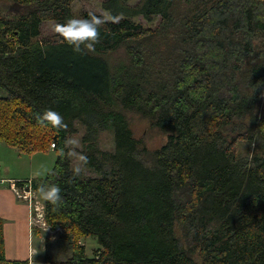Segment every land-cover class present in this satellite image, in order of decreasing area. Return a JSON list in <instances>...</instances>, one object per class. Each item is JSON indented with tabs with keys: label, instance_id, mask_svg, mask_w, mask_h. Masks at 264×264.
I'll return each instance as SVG.
<instances>
[{
	"label": "trees",
	"instance_id": "trees-1",
	"mask_svg": "<svg viewBox=\"0 0 264 264\" xmlns=\"http://www.w3.org/2000/svg\"><path fill=\"white\" fill-rule=\"evenodd\" d=\"M0 1V143L56 154L34 189L60 187V206L41 200L71 255L49 264H264V0H106L111 18L80 53L41 39L77 0ZM45 109L66 127L39 124ZM129 116L165 144L148 151ZM76 125L88 161L79 175ZM86 237L99 246L92 257ZM0 264H29L5 260L1 221Z\"/></svg>",
	"mask_w": 264,
	"mask_h": 264
},
{
	"label": "crops",
	"instance_id": "crops-1",
	"mask_svg": "<svg viewBox=\"0 0 264 264\" xmlns=\"http://www.w3.org/2000/svg\"><path fill=\"white\" fill-rule=\"evenodd\" d=\"M48 155L49 153H38L25 158L24 155L0 143V181H4L0 184V221L3 223L4 257L7 262L28 261L29 264H49L48 260L55 262L46 256L43 257L47 248L42 234L38 228L31 226L27 206L15 199L9 187L11 181L32 180L37 185L55 165L56 158L51 163ZM44 159L50 160L48 165ZM41 172H44L43 175ZM50 245L47 244V247Z\"/></svg>",
	"mask_w": 264,
	"mask_h": 264
},
{
	"label": "rangeland",
	"instance_id": "rangeland-1",
	"mask_svg": "<svg viewBox=\"0 0 264 264\" xmlns=\"http://www.w3.org/2000/svg\"><path fill=\"white\" fill-rule=\"evenodd\" d=\"M106 0H77L72 6V18H82V16L86 13L93 14L95 16H108V14L103 11L102 3ZM137 3V0L129 2L130 6H133ZM1 5V1H0ZM14 8L11 9L9 15H12L16 12ZM136 23H140L144 28L153 29L154 26H157V19H155L152 23H147L145 20L141 18H137L134 20ZM54 23H45L41 26V39H51L58 34L54 31ZM6 97V93L0 89V98ZM257 114L261 115L264 112V98L262 99V104L256 109ZM130 121V129L132 131L133 137L138 140L142 141L148 151L152 152L160 147H162L165 142L166 138L160 135L156 130H153L149 127V124L145 121L139 120V118L129 116ZM77 133L71 138V140H77L79 143L75 145H71L73 150L72 158L73 160H78V156L76 154L82 148L81 138L84 136L85 129L80 125H76ZM100 146L104 150L111 151L113 148V139L109 132H104L99 136ZM247 151V144L246 143H238V152L241 156H245ZM75 153V154H74ZM48 154V153H47ZM44 156V155H42ZM51 163L55 160L56 154L51 151L49 152ZM25 158H28L24 155ZM46 164L50 162L48 159H44ZM38 169H42V167H38ZM44 172H41L43 175ZM39 195V194H38ZM41 199V196H39ZM50 227V226H49ZM50 231L43 232L40 230L44 242L46 244L47 251L43 254V257H48L51 261H66L71 255V248L69 245L68 239H64L62 229H55L52 230L50 227ZM47 244H51L47 247ZM80 244L85 247L86 255L88 257H92L94 252L99 248L96 240L92 237H86L81 240ZM56 250V251H55ZM70 253V254H69Z\"/></svg>",
	"mask_w": 264,
	"mask_h": 264
},
{
	"label": "clouds",
	"instance_id": "clouds-1",
	"mask_svg": "<svg viewBox=\"0 0 264 264\" xmlns=\"http://www.w3.org/2000/svg\"><path fill=\"white\" fill-rule=\"evenodd\" d=\"M110 16L103 18L89 14V18H69L64 23H57L54 25V31L58 37L68 46L74 53H80L82 46L88 51H94L95 44L99 37V27L110 19ZM37 122L42 126L60 130L65 128L63 117L57 111L52 109H45L43 112L37 114ZM69 144L75 145L79 142L77 140H69ZM75 154V153H74ZM78 156L79 165L73 168V174L79 175L82 171L80 165L87 164V157L82 154ZM41 198L54 206L62 204L61 189L54 183L42 184L38 188Z\"/></svg>",
	"mask_w": 264,
	"mask_h": 264
},
{
	"label": "built area",
	"instance_id": "built-area-1",
	"mask_svg": "<svg viewBox=\"0 0 264 264\" xmlns=\"http://www.w3.org/2000/svg\"><path fill=\"white\" fill-rule=\"evenodd\" d=\"M54 145H51V149ZM4 181H0V184ZM10 190L15 199L27 206L31 226L39 230L50 231V227L45 222V208L42 200L34 189L32 180L9 182Z\"/></svg>",
	"mask_w": 264,
	"mask_h": 264
}]
</instances>
